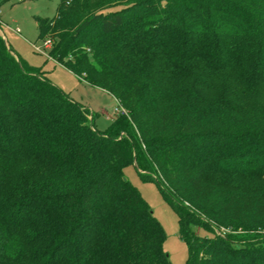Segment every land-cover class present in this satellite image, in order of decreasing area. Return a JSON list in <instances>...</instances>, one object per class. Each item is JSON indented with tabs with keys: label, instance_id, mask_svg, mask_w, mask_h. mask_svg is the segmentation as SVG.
<instances>
[{
	"label": "trees",
	"instance_id": "1",
	"mask_svg": "<svg viewBox=\"0 0 264 264\" xmlns=\"http://www.w3.org/2000/svg\"><path fill=\"white\" fill-rule=\"evenodd\" d=\"M37 29L125 114L96 130L0 34V264H170L129 163L186 264H264V0H59Z\"/></svg>",
	"mask_w": 264,
	"mask_h": 264
},
{
	"label": "rangeland",
	"instance_id": "2",
	"mask_svg": "<svg viewBox=\"0 0 264 264\" xmlns=\"http://www.w3.org/2000/svg\"><path fill=\"white\" fill-rule=\"evenodd\" d=\"M58 3L59 0H0L1 36L12 52L26 64L41 69L53 84L66 94L78 98L79 103L88 107L93 117L94 128L103 131L114 119L112 110L117 106L115 99L100 88L80 82L66 68L48 57L44 51L38 52L31 45H42V39L38 37L37 19L54 17ZM46 35L51 37V33ZM123 175L137 187L160 224L164 236L162 249L169 263L186 264L187 247L179 236L177 215L163 199L156 183L140 179L132 163L123 168ZM184 204L191 207L188 202ZM252 206L238 205L236 209L251 220L261 219L262 217L257 218L259 212ZM195 231L200 235H212L211 231L204 228H195Z\"/></svg>",
	"mask_w": 264,
	"mask_h": 264
},
{
	"label": "built area",
	"instance_id": "3",
	"mask_svg": "<svg viewBox=\"0 0 264 264\" xmlns=\"http://www.w3.org/2000/svg\"><path fill=\"white\" fill-rule=\"evenodd\" d=\"M20 1V0H18ZM16 32H19L18 29H15ZM33 49L38 51V52H43L48 56L47 54V50L50 48L51 45V41L49 38H45L42 40V45L41 46H37L35 44H31ZM49 57V56H48ZM117 102V101H116ZM112 113L114 116L117 115H124L125 114V110L120 106V104L117 102V106H115L112 110ZM228 229H224V228H220V229H216L215 232L217 235L223 236L225 232H227Z\"/></svg>",
	"mask_w": 264,
	"mask_h": 264
},
{
	"label": "crops",
	"instance_id": "4",
	"mask_svg": "<svg viewBox=\"0 0 264 264\" xmlns=\"http://www.w3.org/2000/svg\"><path fill=\"white\" fill-rule=\"evenodd\" d=\"M0 34H1V31H0ZM69 71V70H68ZM70 72V71H69ZM71 73V72H70ZM72 74V73H71ZM73 75V74H72ZM76 77V76H75ZM77 78V77H76ZM78 79V78H77ZM80 82H82V83H84V84H87L86 82H84L83 80H80V79H78ZM87 85H89V84H87ZM104 91V90H103ZM72 99H74L75 101H77V99L78 98H74V97H72L71 95H69ZM113 99H114V97H113ZM116 101V100H115ZM82 104V103H81ZM83 106H85L84 104H82ZM86 107V106H85ZM87 109H88V107H86Z\"/></svg>",
	"mask_w": 264,
	"mask_h": 264
},
{
	"label": "water",
	"instance_id": "5",
	"mask_svg": "<svg viewBox=\"0 0 264 264\" xmlns=\"http://www.w3.org/2000/svg\"><path fill=\"white\" fill-rule=\"evenodd\" d=\"M124 179V178H123Z\"/></svg>",
	"mask_w": 264,
	"mask_h": 264
}]
</instances>
